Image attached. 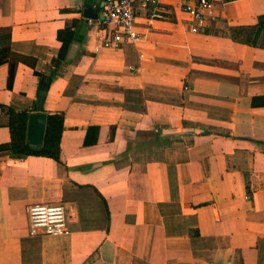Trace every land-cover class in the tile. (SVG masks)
Instances as JSON below:
<instances>
[{
    "label": "crops",
    "instance_id": "0c3cea01",
    "mask_svg": "<svg viewBox=\"0 0 264 264\" xmlns=\"http://www.w3.org/2000/svg\"><path fill=\"white\" fill-rule=\"evenodd\" d=\"M103 2L0 0V264H264V0H213L197 33L158 0L119 48ZM34 104L63 114L60 162L9 155L1 106ZM38 203L66 234L30 236Z\"/></svg>",
    "mask_w": 264,
    "mask_h": 264
},
{
    "label": "built area",
    "instance_id": "2783aa9c",
    "mask_svg": "<svg viewBox=\"0 0 264 264\" xmlns=\"http://www.w3.org/2000/svg\"><path fill=\"white\" fill-rule=\"evenodd\" d=\"M158 0H104L102 18L97 19L101 30L105 31L102 46L119 48L123 44H133L142 38L136 27L137 9H149V17L156 18L155 7ZM180 8L188 14L194 25L191 32H205L206 23L215 19L213 0H179ZM92 20H88L91 22ZM29 234L63 235L68 232L65 211L62 205L32 204L26 208Z\"/></svg>",
    "mask_w": 264,
    "mask_h": 264
},
{
    "label": "trees",
    "instance_id": "16d2710c",
    "mask_svg": "<svg viewBox=\"0 0 264 264\" xmlns=\"http://www.w3.org/2000/svg\"><path fill=\"white\" fill-rule=\"evenodd\" d=\"M224 2L234 0H223ZM264 26V15L258 17L256 29ZM18 58L14 55L7 44L0 47V65H8L7 86L10 88L13 83ZM48 81V79H47ZM1 109L8 116V128L10 132L9 155L12 158H24L27 156H38L51 158L60 162V140L63 131V114L46 113L45 129L42 145L37 147L26 142L27 117L30 112L40 111L35 104L27 110L16 111L8 106H1Z\"/></svg>",
    "mask_w": 264,
    "mask_h": 264
},
{
    "label": "water",
    "instance_id": "95a60500",
    "mask_svg": "<svg viewBox=\"0 0 264 264\" xmlns=\"http://www.w3.org/2000/svg\"><path fill=\"white\" fill-rule=\"evenodd\" d=\"M85 14L93 16L90 8H86ZM102 18V16L100 17ZM46 115L42 112H31L27 117L26 142L32 146H41L44 136Z\"/></svg>",
    "mask_w": 264,
    "mask_h": 264
}]
</instances>
